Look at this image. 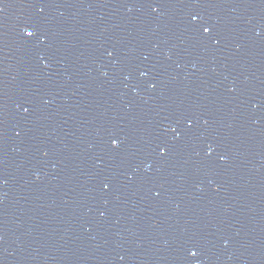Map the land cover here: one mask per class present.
I'll use <instances>...</instances> for the list:
<instances>
[{"label": "water", "instance_id": "95a60500", "mask_svg": "<svg viewBox=\"0 0 264 264\" xmlns=\"http://www.w3.org/2000/svg\"><path fill=\"white\" fill-rule=\"evenodd\" d=\"M40 7L0 0V264H264V0Z\"/></svg>", "mask_w": 264, "mask_h": 264}, {"label": "snow or ice", "instance_id": "6c2138e0", "mask_svg": "<svg viewBox=\"0 0 264 264\" xmlns=\"http://www.w3.org/2000/svg\"><path fill=\"white\" fill-rule=\"evenodd\" d=\"M49 2H50V0H36V6L40 7V5H43V7H47V6H49ZM43 7H40L41 12H43ZM191 20L193 22L192 30L194 32H199L202 35V37L208 42H218L217 37L213 34L215 29L213 28L212 25L203 24V23L197 25L195 23L197 21L196 15H193L191 17ZM22 31H24V35L26 37L31 38V37H34L37 35L38 27L36 25H33L31 30H28L26 28V29H23ZM151 87L154 89L156 87V85L152 84ZM25 111L27 112V109H25ZM176 123H177V126H179L180 123H184L186 125V128H185V134L186 135L191 136V135L195 134V132H196V129H195L196 117L193 114H189V113L178 114L177 118H176ZM112 144L116 145L117 140L113 139ZM167 152H168V145L166 143H162V145L159 146V154L163 156V155H166ZM208 154L209 155L211 154V145H209ZM105 187H107V185H105ZM190 255L195 257L197 255V251L190 250Z\"/></svg>", "mask_w": 264, "mask_h": 264}]
</instances>
